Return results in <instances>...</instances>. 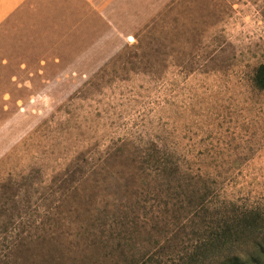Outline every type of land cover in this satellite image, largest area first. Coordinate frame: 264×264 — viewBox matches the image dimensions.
Listing matches in <instances>:
<instances>
[{
  "label": "rangeland",
  "instance_id": "rangeland-1",
  "mask_svg": "<svg viewBox=\"0 0 264 264\" xmlns=\"http://www.w3.org/2000/svg\"><path fill=\"white\" fill-rule=\"evenodd\" d=\"M262 63L264 0H0V264L80 195L160 214L165 161L219 211L264 208Z\"/></svg>",
  "mask_w": 264,
  "mask_h": 264
},
{
  "label": "trees",
  "instance_id": "trees-1",
  "mask_svg": "<svg viewBox=\"0 0 264 264\" xmlns=\"http://www.w3.org/2000/svg\"><path fill=\"white\" fill-rule=\"evenodd\" d=\"M254 83L264 90V63ZM160 167L169 179L170 199L160 214L140 213L141 201L136 209L115 198L80 195L79 205L89 209L78 210L74 220L59 216L49 227L24 229V243L14 238L9 246L8 264H35L17 255L34 249V237L42 240L38 245L49 244L41 264H264V208L230 211L227 203L219 211L190 184L172 185L169 177L178 178L179 167L169 168L166 161Z\"/></svg>",
  "mask_w": 264,
  "mask_h": 264
}]
</instances>
